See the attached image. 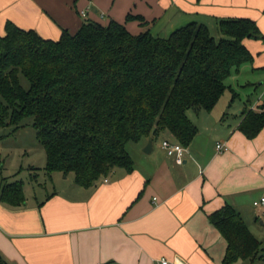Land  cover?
<instances>
[{
  "label": "crops",
  "instance_id": "1",
  "mask_svg": "<svg viewBox=\"0 0 264 264\" xmlns=\"http://www.w3.org/2000/svg\"><path fill=\"white\" fill-rule=\"evenodd\" d=\"M211 1L213 7L200 0H0V35L7 21L58 39L63 29L75 32L85 20L115 19L134 34L148 30L165 37L193 21L218 32L219 19L241 17L254 19L264 35V0ZM243 42L257 78L248 85L259 91L231 117L215 106L194 110L190 118L198 131L181 163L161 146L164 138L175 140L165 133L153 138L150 152L144 151L150 137L128 142L130 171L115 168L90 186L59 182L45 196L29 197L24 189L20 205L0 197V254L8 264H162V258L222 264L226 244L208 218L211 212L230 204L250 229L259 218L264 224V204L254 205L264 197V127L252 138L239 129L244 110L264 105V38ZM218 142L229 148L218 150ZM2 156L0 147V193L23 169L20 163L4 171ZM33 168L27 166L30 174Z\"/></svg>",
  "mask_w": 264,
  "mask_h": 264
},
{
  "label": "trees",
  "instance_id": "2",
  "mask_svg": "<svg viewBox=\"0 0 264 264\" xmlns=\"http://www.w3.org/2000/svg\"><path fill=\"white\" fill-rule=\"evenodd\" d=\"M135 17L143 19L127 16ZM218 33L193 21L165 37L148 30L134 34L111 19L108 24L85 20L75 32L63 29L51 39L7 21L0 35V127L18 129L32 117L48 174L73 172L80 186L96 183L115 168L130 171V141L167 133L189 145L198 127L188 110L213 109L232 70L253 60L243 40L264 38L249 17L219 19ZM243 113L239 129L255 137L264 127V112L250 108ZM0 197L23 204V181L6 183ZM208 218L225 240L222 264L264 259V239L232 205ZM0 264H8L1 254Z\"/></svg>",
  "mask_w": 264,
  "mask_h": 264
},
{
  "label": "rangeland",
  "instance_id": "3",
  "mask_svg": "<svg viewBox=\"0 0 264 264\" xmlns=\"http://www.w3.org/2000/svg\"><path fill=\"white\" fill-rule=\"evenodd\" d=\"M200 3L209 7H213V4H215L211 0H200ZM226 3L230 4L231 1L228 0ZM212 33L214 35L219 34L216 28H214ZM20 79L22 85L25 88H29V81L23 74H20ZM256 79V74L251 71L250 62L242 64L239 70L234 68L226 79L227 88L216 103L215 107L219 109H228V114L231 117V111L236 113L238 106L244 103L248 96H254L259 91L254 90L251 85H248L249 81H255ZM232 89L237 93L234 98ZM188 115L195 118L193 108L188 110ZM32 119V117H26L23 120V126L18 129H14L13 125L0 127V147L3 152L2 157L6 160L4 171L15 169L20 163H23V169L10 176V178H13L14 180H22L26 194L29 197L35 195L45 196L47 192L52 191L53 185L59 182H73L76 184L73 172L68 174L63 172L52 173V175L48 174L45 169L47 161L46 152L37 138L36 129L32 124ZM2 161L0 160V168ZM29 164L37 166V168H33L31 171L32 174H30L29 169H27ZM34 173H36V176H33ZM54 174L56 176L55 179H53ZM250 227L256 237L261 240L264 239V224L261 223L260 218L251 222ZM235 264H251V261L241 260ZM254 264H264V259L257 258L254 261Z\"/></svg>",
  "mask_w": 264,
  "mask_h": 264
},
{
  "label": "built area",
  "instance_id": "4",
  "mask_svg": "<svg viewBox=\"0 0 264 264\" xmlns=\"http://www.w3.org/2000/svg\"><path fill=\"white\" fill-rule=\"evenodd\" d=\"M82 14L85 15L86 14L85 11L82 12ZM252 109H257L264 112V107H260L257 105H253ZM161 146L168 155L174 156L177 162L181 163L183 161V156L186 147L183 144H181L179 141L164 138L161 141ZM216 147L218 150H227L229 148L228 144L225 142H218ZM262 204H264V197H261L260 199L254 201V205L256 206H260ZM161 261L162 264H170L167 258H162ZM97 264H102V262H97Z\"/></svg>",
  "mask_w": 264,
  "mask_h": 264
},
{
  "label": "water",
  "instance_id": "5",
  "mask_svg": "<svg viewBox=\"0 0 264 264\" xmlns=\"http://www.w3.org/2000/svg\"><path fill=\"white\" fill-rule=\"evenodd\" d=\"M152 147H153V139H149L148 143L144 147V151L150 152L152 150Z\"/></svg>",
  "mask_w": 264,
  "mask_h": 264
}]
</instances>
